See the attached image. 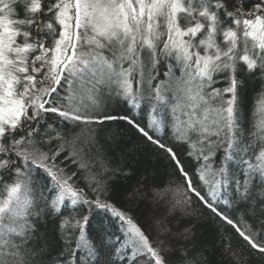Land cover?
I'll return each instance as SVG.
<instances>
[{"label": "snow or ice", "instance_id": "snow-or-ice-1", "mask_svg": "<svg viewBox=\"0 0 264 264\" xmlns=\"http://www.w3.org/2000/svg\"><path fill=\"white\" fill-rule=\"evenodd\" d=\"M0 264H264V0H0Z\"/></svg>", "mask_w": 264, "mask_h": 264}, {"label": "trees", "instance_id": "trees-1", "mask_svg": "<svg viewBox=\"0 0 264 264\" xmlns=\"http://www.w3.org/2000/svg\"><path fill=\"white\" fill-rule=\"evenodd\" d=\"M161 179H164L165 177H164V175H163V169H161V177H160Z\"/></svg>", "mask_w": 264, "mask_h": 264}]
</instances>
